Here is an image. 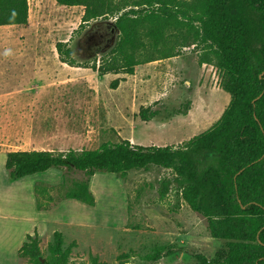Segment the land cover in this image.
Masks as SVG:
<instances>
[{
	"label": "rangeland",
	"instance_id": "obj_1",
	"mask_svg": "<svg viewBox=\"0 0 264 264\" xmlns=\"http://www.w3.org/2000/svg\"><path fill=\"white\" fill-rule=\"evenodd\" d=\"M84 12L83 6L29 0L27 24L0 26V91L13 98L19 126L14 141L0 146L62 151L94 149L122 139L145 146H180L220 120L230 94L220 87L213 48L202 37L196 13L178 9L156 47L144 37L146 47L138 53L134 74L101 75L91 66L103 63L102 52L110 53L117 32L96 49L94 42L87 44V31L115 22L118 14L84 24ZM60 41L70 48L71 59L89 67L61 62ZM117 78L121 81L112 88ZM147 106L158 109L148 121L139 115ZM58 174L62 171L52 168L38 179H57ZM66 174L69 181L86 177L83 171ZM166 176L172 178L170 169L156 165L131 170L125 179L97 172L90 178L96 206L70 201L50 213H37L27 189L30 179L4 188L6 178L14 179L0 153V183L5 192L17 194L12 203L11 198L2 202L4 211L16 213V218L6 226L0 220V264H33L18 258L17 246L36 226L44 262H57L49 249L55 230L63 233L64 248L76 242L67 264H191L194 254L217 258L227 240L214 238L207 218L185 201L180 200L177 211L170 210L177 201L175 192L165 200L159 193ZM157 253L162 255L154 259Z\"/></svg>",
	"mask_w": 264,
	"mask_h": 264
},
{
	"label": "trees",
	"instance_id": "obj_2",
	"mask_svg": "<svg viewBox=\"0 0 264 264\" xmlns=\"http://www.w3.org/2000/svg\"><path fill=\"white\" fill-rule=\"evenodd\" d=\"M55 1L68 7L83 6L84 24L118 14L111 22L117 32L113 48L109 54L102 52L100 66H91L101 75L134 74L135 66L140 64L138 53L146 47L144 37L156 47L178 9L196 13L202 37L213 48L220 87L230 94V102L213 127L180 146H145L122 139L103 142L94 149L10 150L5 167L11 178L52 168L62 171L58 185L35 183L37 209L49 210L65 199L95 206L90 178L97 172L125 179L134 169L150 165L168 168L172 178L161 179L160 199L165 200L174 191L177 201L170 210L177 211L180 200L185 201L207 218L214 238L227 240L220 256L207 259L194 254L191 264H264V0ZM127 6L129 9L122 12ZM28 20L29 0H0V26L25 25ZM65 43H57L61 60L70 66L89 67L71 59V50ZM120 81L115 79L112 88L118 87ZM157 114L158 109L151 106L139 112L147 121ZM71 171H83L86 177L69 181L66 173ZM40 242L37 228L27 233L18 258L33 264H67L76 246L73 241L64 248L63 233L55 230L49 249L57 262H44ZM161 255L157 253L154 259Z\"/></svg>",
	"mask_w": 264,
	"mask_h": 264
},
{
	"label": "crops",
	"instance_id": "obj_3",
	"mask_svg": "<svg viewBox=\"0 0 264 264\" xmlns=\"http://www.w3.org/2000/svg\"><path fill=\"white\" fill-rule=\"evenodd\" d=\"M59 58H60V56H59ZM60 60H61V58H60ZM61 62H63V61L61 60ZM63 63H66V62H63ZM66 64H68V63H66ZM18 127H19L18 124H16L15 120H14V102H13V98L9 96V93H2V91H0V132L2 134H4V135L0 134V144L13 142L14 141L13 137L16 135V133L18 131ZM9 128H12V130H14V132L12 134H9V132H10ZM10 150H12V149H7L6 146H0V153L3 156L4 164H5V161H6V158H7V152L10 151ZM49 170H51V169H49ZM49 170L44 171V172H38V173H35V174H32V175H27V176H24V177H21V178H17V179H14V180L6 178L3 186H4V188H7V186H8V188H10V186L16 185V184L20 183L21 181H23L24 179H30V183L28 184L27 189H28V192H29V194L31 196V202L34 205L35 211L37 213H39V212H49L50 213L53 210V208H55L56 206H59V205H61L63 203H68L70 201L79 202V203H82L84 205H88V204L83 203L81 201H78L76 199H65V200L61 201L60 203H58L56 206H54L53 208H51L49 210H38L36 208V198H35V192H34L35 183L37 181H44V182H48V183H51V184H58L60 181H62V176H60L59 174L56 175V176H58L57 179H55V178L54 179L53 178L50 179V178H46V177L43 178V180H39L38 179L41 175H44ZM90 189H91V187H90ZM16 197H17V194L15 192H12V190L11 191L8 190V191L5 192L3 190L2 184L0 183V220L2 221V224H5V226L7 225V222L9 221V219L11 217L13 219L16 218V216H15L16 213H12V211H8L6 209L4 211L2 202L5 201V200H8L9 198H11V203H12V200L14 198H16ZM96 204H97V201H96ZM35 228L38 229V232L40 234V230H39L38 226H36ZM33 231L34 230H31L29 232L24 233L23 238L21 239L19 245L17 246V250L21 246L22 242L26 239V234L27 233H33Z\"/></svg>",
	"mask_w": 264,
	"mask_h": 264
},
{
	"label": "flooded vegetation",
	"instance_id": "obj_4",
	"mask_svg": "<svg viewBox=\"0 0 264 264\" xmlns=\"http://www.w3.org/2000/svg\"><path fill=\"white\" fill-rule=\"evenodd\" d=\"M115 33L114 26L111 22H104L103 25H94L87 31L86 42L87 44H93L98 49L102 45H107V41H110L113 38Z\"/></svg>",
	"mask_w": 264,
	"mask_h": 264
},
{
	"label": "water",
	"instance_id": "obj_5",
	"mask_svg": "<svg viewBox=\"0 0 264 264\" xmlns=\"http://www.w3.org/2000/svg\"><path fill=\"white\" fill-rule=\"evenodd\" d=\"M112 22V21H111ZM113 23V22H112Z\"/></svg>",
	"mask_w": 264,
	"mask_h": 264
}]
</instances>
